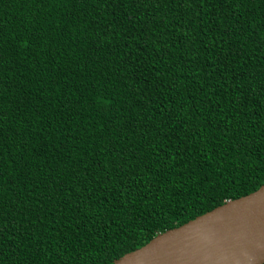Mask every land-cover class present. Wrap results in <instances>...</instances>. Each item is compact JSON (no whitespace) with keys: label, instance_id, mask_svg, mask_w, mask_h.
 Listing matches in <instances>:
<instances>
[{"label":"trees","instance_id":"trees-1","mask_svg":"<svg viewBox=\"0 0 264 264\" xmlns=\"http://www.w3.org/2000/svg\"><path fill=\"white\" fill-rule=\"evenodd\" d=\"M264 184V0H0V264H112Z\"/></svg>","mask_w":264,"mask_h":264},{"label":"water","instance_id":"water-1","mask_svg":"<svg viewBox=\"0 0 264 264\" xmlns=\"http://www.w3.org/2000/svg\"><path fill=\"white\" fill-rule=\"evenodd\" d=\"M112 264H264V184L157 234Z\"/></svg>","mask_w":264,"mask_h":264}]
</instances>
